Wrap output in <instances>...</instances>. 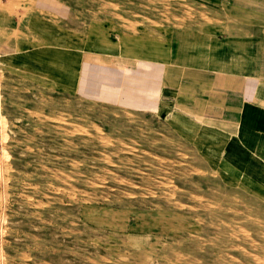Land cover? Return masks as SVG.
<instances>
[{
    "label": "rangeland",
    "instance_id": "374dc122",
    "mask_svg": "<svg viewBox=\"0 0 264 264\" xmlns=\"http://www.w3.org/2000/svg\"><path fill=\"white\" fill-rule=\"evenodd\" d=\"M108 1L120 39L196 13ZM8 51L0 37V264H264L258 197L223 189L151 114L53 93Z\"/></svg>",
    "mask_w": 264,
    "mask_h": 264
},
{
    "label": "crops",
    "instance_id": "0c3cea01",
    "mask_svg": "<svg viewBox=\"0 0 264 264\" xmlns=\"http://www.w3.org/2000/svg\"><path fill=\"white\" fill-rule=\"evenodd\" d=\"M191 1L188 25L160 16L157 35L120 39L108 0H12L0 37L12 70L46 78L53 93L151 114L223 189L264 202V0Z\"/></svg>",
    "mask_w": 264,
    "mask_h": 264
},
{
    "label": "bare ground",
    "instance_id": "6f19581e",
    "mask_svg": "<svg viewBox=\"0 0 264 264\" xmlns=\"http://www.w3.org/2000/svg\"><path fill=\"white\" fill-rule=\"evenodd\" d=\"M14 2V0H13ZM14 4V3H12ZM13 8V7H12ZM140 9V8H139ZM144 9V8H143ZM9 10V9H8ZM144 13V12H143ZM150 17V16H149ZM77 99V98H76ZM116 124V123H115ZM81 127V126H80ZM83 128V127H82ZM129 130V129H128ZM132 130V129H131ZM135 130V129H134ZM79 131V130H78ZM77 131V132H78ZM74 132V131H73ZM101 133V132H100ZM68 137V136H67ZM82 141V140H81ZM115 142V141H114ZM139 143V142H138ZM99 146V145H98ZM74 151V150H73ZM77 151V150H76ZM149 156V155H148ZM3 159V158H2ZM2 161V160H1ZM4 161V160H3ZM119 161V160H118ZM141 161V160H140ZM190 161V160H189ZM117 163V162H116ZM134 166V165H133ZM7 168V167H6ZM95 168V167H94ZM144 170V169H143ZM145 171V170H144ZM93 172V171H92ZM103 174V173H102ZM137 183V182H136ZM127 191V190H126ZM167 192V191H166ZM138 193V192H137ZM161 193V192H160ZM179 193V192H178ZM213 197V196H212ZM172 201V200H171ZM248 202V201H247ZM167 203V202H166ZM136 206V205H135ZM141 207V206H140ZM186 211V210H185ZM215 236V235H214ZM194 241V240H193ZM213 248V247H212ZM187 259V258H186ZM257 259V258H256Z\"/></svg>",
    "mask_w": 264,
    "mask_h": 264
}]
</instances>
